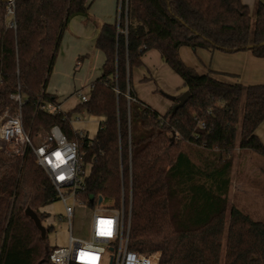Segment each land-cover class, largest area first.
<instances>
[{
    "label": "trees",
    "instance_id": "obj_1",
    "mask_svg": "<svg viewBox=\"0 0 264 264\" xmlns=\"http://www.w3.org/2000/svg\"><path fill=\"white\" fill-rule=\"evenodd\" d=\"M86 13V0H15L11 28L0 0V115L13 110L10 95L20 92L23 128L34 144L53 125L77 141L89 165L78 198L123 206L129 249L158 252V264H264V221L233 205L225 218L236 145L264 157L255 134L264 121V83L224 82L179 55L187 46L264 58V4L252 26L242 0H127L115 22L100 29L96 47L104 60L86 101L53 115L43 106L56 100L45 87L59 41L69 18ZM149 50L190 93L174 113V102L160 114L133 91L132 69ZM83 110L102 118L92 139L70 125L72 112ZM181 143L195 147L196 160ZM56 199L30 149L23 156L0 150V264H52L51 227L42 236L25 209L42 221L40 208Z\"/></svg>",
    "mask_w": 264,
    "mask_h": 264
},
{
    "label": "built area",
    "instance_id": "obj_2",
    "mask_svg": "<svg viewBox=\"0 0 264 264\" xmlns=\"http://www.w3.org/2000/svg\"><path fill=\"white\" fill-rule=\"evenodd\" d=\"M126 1L118 0L117 17L122 7L126 8ZM14 6L15 0L6 1V24L11 28L16 26ZM79 96L82 102L86 101L87 96ZM127 98L131 99L130 96ZM10 99L13 110L7 108L0 115V150L8 155L23 156L30 149L64 205L69 226L68 243L67 246L53 247L48 255L49 261L52 264H158V252H138L128 248L129 219L125 221L123 206L109 208L98 200L88 205L78 198L88 175L85 168L89 165L82 162L77 141L68 139L58 125H53L34 144L23 128V96L16 92L10 95ZM43 109L53 115L61 111L54 102L45 103ZM68 198L91 210L87 239L72 235L74 205L67 204Z\"/></svg>",
    "mask_w": 264,
    "mask_h": 264
},
{
    "label": "rangeland",
    "instance_id": "obj_3",
    "mask_svg": "<svg viewBox=\"0 0 264 264\" xmlns=\"http://www.w3.org/2000/svg\"><path fill=\"white\" fill-rule=\"evenodd\" d=\"M253 23L254 17H252V26ZM184 49H186V53L183 54V59L180 58L197 73H203L204 71L233 72L244 66V59L241 57L244 50L225 52L219 49L210 50L207 48L193 50L190 47H185ZM131 80L133 91L139 100L160 114H164L172 106V100L167 96H179L186 91L180 76L164 63L159 56L157 62L154 60L147 61L134 67L131 72ZM51 83L52 80L49 81V86ZM81 92L84 94L89 93V87H84ZM80 102L82 101L79 97L71 96L62 107V110L68 112ZM77 117L87 124L88 138H94L102 118L98 119L97 116L90 115L86 111L83 113L72 112L71 119ZM42 135L43 133L38 138ZM181 147L196 160V157H193V151H195L193 145L181 143ZM88 172L89 166H86L85 174H88ZM227 199L226 222L232 205L247 213L253 219L264 221V157L249 150H241L236 145L232 158ZM66 202L68 205H74V215L71 219L72 235L83 239L89 238L90 208L73 202L71 198H68ZM40 211L46 214L41 224L44 227H51L46 236L49 247L67 246L69 226L63 202L56 199L41 207ZM225 240L226 227L223 245Z\"/></svg>",
    "mask_w": 264,
    "mask_h": 264
},
{
    "label": "crops",
    "instance_id": "obj_4",
    "mask_svg": "<svg viewBox=\"0 0 264 264\" xmlns=\"http://www.w3.org/2000/svg\"><path fill=\"white\" fill-rule=\"evenodd\" d=\"M242 2L248 6L251 17L254 16L258 3L264 4V0H242ZM86 5V14L74 15L67 21L45 87L47 93L55 95L54 103L60 106L62 112H64L62 107L71 96L80 98L79 94H82L88 97L89 93L84 94L81 90L89 87L90 91L93 81L100 74L104 60L103 53L96 47L98 34L104 24H112L117 18L118 0H86ZM185 47L187 46L179 48V55L182 59L183 54L186 53ZM155 51H147L142 57V63L152 60L157 62L158 56L161 57ZM241 57L244 59V66L234 70L235 72L204 71L203 73H211L228 83L240 82L243 85L264 83V58L253 56L250 50H244ZM50 80L52 83L49 86ZM83 124L85 123L79 117L75 119L70 117L71 128L77 132H84L88 136L87 124ZM255 134L264 143V121L257 127Z\"/></svg>",
    "mask_w": 264,
    "mask_h": 264
},
{
    "label": "water",
    "instance_id": "obj_5",
    "mask_svg": "<svg viewBox=\"0 0 264 264\" xmlns=\"http://www.w3.org/2000/svg\"><path fill=\"white\" fill-rule=\"evenodd\" d=\"M5 2L7 0H4ZM190 96V93L188 90L184 91L181 95L179 96H167L170 100L174 102V105L172 106L171 113H174L178 108L184 105V103L188 100ZM101 201V197H98V202ZM25 215L28 216L35 224L36 228L40 231L41 235H45V227L41 224V221L37 214L27 207L25 209Z\"/></svg>",
    "mask_w": 264,
    "mask_h": 264
}]
</instances>
